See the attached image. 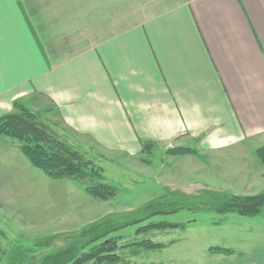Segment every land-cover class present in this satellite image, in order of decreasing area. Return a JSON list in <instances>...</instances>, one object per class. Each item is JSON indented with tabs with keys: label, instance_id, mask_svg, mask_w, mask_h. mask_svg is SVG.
Masks as SVG:
<instances>
[{
	"label": "crops",
	"instance_id": "0c3cea01",
	"mask_svg": "<svg viewBox=\"0 0 264 264\" xmlns=\"http://www.w3.org/2000/svg\"><path fill=\"white\" fill-rule=\"evenodd\" d=\"M17 102L139 162L147 141L233 152L239 195L264 193V0H0V117ZM18 148L0 136V192L28 167ZM214 245L230 252L208 264H264L263 236Z\"/></svg>",
	"mask_w": 264,
	"mask_h": 264
},
{
	"label": "rangeland",
	"instance_id": "374dc122",
	"mask_svg": "<svg viewBox=\"0 0 264 264\" xmlns=\"http://www.w3.org/2000/svg\"><path fill=\"white\" fill-rule=\"evenodd\" d=\"M38 114L39 120L61 137H70L62 126L52 122L44 107ZM73 136L79 139L77 144L71 137L65 138L66 142L103 170L106 182L117 187V194L101 200L87 194L78 180L47 176L23 154L20 141L12 138L18 142L28 167L19 163L13 195L10 187L0 192V264H41L43 255L73 241L84 227L109 218H115L114 224L123 228L95 243L119 237L120 260L115 264H208L206 259L214 244L264 237L263 220L257 215L185 208L149 216L157 207L150 203L162 201L170 191L199 195L211 190L205 188L207 185L235 194L246 191L251 183L247 181L250 169L246 160H239L233 152L222 151L220 157L228 160L220 165L214 163L218 154L174 155L169 150L180 146L166 150L155 147L152 154L144 153L148 161L141 157L143 164L128 156L100 151L82 135Z\"/></svg>",
	"mask_w": 264,
	"mask_h": 264
},
{
	"label": "trees",
	"instance_id": "16d2710c",
	"mask_svg": "<svg viewBox=\"0 0 264 264\" xmlns=\"http://www.w3.org/2000/svg\"><path fill=\"white\" fill-rule=\"evenodd\" d=\"M16 111L0 117V136L20 141L21 151L31 164L54 179L78 180L84 191L98 199L107 200L117 194V187L106 182L103 170L92 161L85 159L77 150L71 148L61 134L48 123L39 120L38 112L21 102L15 104ZM156 143L147 141L143 152L151 153ZM176 155L197 152L192 147H175L169 150ZM256 155L264 165V146L256 149ZM148 161V159H145ZM157 207L149 216L169 213L180 209H215L220 213L235 212L245 216H255L264 210V193L239 195L224 190H207L199 195L182 192L165 194L162 201L152 202ZM149 205V206H150ZM144 211V210H143ZM115 218L98 221L84 227L73 241L65 246L43 255L41 264H115L120 260L118 238L113 236L95 243L107 234L122 227L114 224ZM1 232V231H0ZM157 243H152V245ZM212 251L230 252L223 247H213ZM31 261L29 264H35Z\"/></svg>",
	"mask_w": 264,
	"mask_h": 264
}]
</instances>
